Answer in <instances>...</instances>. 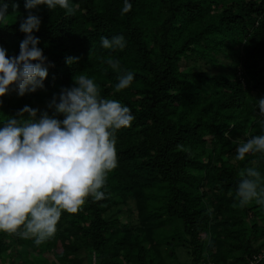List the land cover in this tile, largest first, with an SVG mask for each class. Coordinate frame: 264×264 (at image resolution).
Segmentation results:
<instances>
[{"label":"trees","instance_id":"1","mask_svg":"<svg viewBox=\"0 0 264 264\" xmlns=\"http://www.w3.org/2000/svg\"><path fill=\"white\" fill-rule=\"evenodd\" d=\"M72 2L79 5L72 16L59 6L33 10L41 19L33 35L48 76L34 93L0 98V127L25 105L38 117L54 115L48 105L80 73L93 79L103 98L129 107L135 119L116 133L117 167L105 175V198L89 196L77 213L62 212L55 234L41 245L35 237L0 232V261L1 254L23 247L22 253L57 264H79L83 251L89 264H164L152 237L165 219L182 223L179 243L193 264H248L264 253V206L253 200L241 208L236 197L247 167L261 173L264 186V154L235 160L241 143L264 135L258 108L264 97V0H129L132 9L124 15V0ZM7 3L0 46L12 57L25 39L19 25L28 12L24 0ZM117 35L125 38L123 49L102 47L101 37ZM67 57L79 60L69 65ZM108 57L133 72L128 89L115 90L122 73ZM126 214L135 223H125ZM21 252L16 250L17 264H28Z\"/></svg>","mask_w":264,"mask_h":264},{"label":"clouds","instance_id":"2","mask_svg":"<svg viewBox=\"0 0 264 264\" xmlns=\"http://www.w3.org/2000/svg\"><path fill=\"white\" fill-rule=\"evenodd\" d=\"M24 3L28 15L19 25V31L25 35L19 54L9 57L0 46V98L12 91L19 97L34 93L43 88L47 79V58L38 47V37L33 35L40 30L41 19L33 10L46 6L52 11L59 6L67 16H72L79 7L72 0ZM18 7L13 3L14 11ZM131 9L129 0H124L121 15ZM7 18L8 3L2 0L0 24ZM100 39L104 49L125 47L123 35ZM78 60L67 57L65 63L71 65ZM107 63L122 73L115 90L128 89L134 81L133 72L122 70L119 60L111 57ZM48 107L54 115L45 111L38 117L37 109L25 105L0 127V232L35 237L36 245L55 234L62 212L77 213L89 196L95 201L105 198L100 191L105 175L117 167L116 133L130 127L135 119L129 107L103 98L97 84L83 73L75 74L72 86L61 89L59 97H53ZM258 108L259 116L264 118V97L258 100ZM260 124L264 127V119ZM257 153L264 154V135L241 143L235 160L243 161L246 154ZM240 177L236 188L238 206L243 208L253 200L264 206L261 173L255 167H247L241 170Z\"/></svg>","mask_w":264,"mask_h":264},{"label":"rangeland","instance_id":"3","mask_svg":"<svg viewBox=\"0 0 264 264\" xmlns=\"http://www.w3.org/2000/svg\"><path fill=\"white\" fill-rule=\"evenodd\" d=\"M122 219L125 223L132 222L135 223L133 216L122 215ZM165 219V218H164ZM183 231L182 223L169 221L165 219L164 222H160L158 226L154 228L153 242L159 244L161 257L164 264H193V258L190 251L185 247H182L179 243V232ZM16 250L23 252V247L13 248L6 253L1 254L0 264H17L20 262L16 254ZM32 249H30L31 251ZM264 251V250H263ZM19 255L21 258L28 260V264H57L56 260L46 259L43 256H37L35 253H22ZM80 263L79 264H89L87 260V255L83 251L79 253ZM16 263H15V262Z\"/></svg>","mask_w":264,"mask_h":264},{"label":"built area","instance_id":"4","mask_svg":"<svg viewBox=\"0 0 264 264\" xmlns=\"http://www.w3.org/2000/svg\"><path fill=\"white\" fill-rule=\"evenodd\" d=\"M241 74V72H240ZM262 261H264V253H260L258 255H255L248 264H261ZM208 264H214V263H208Z\"/></svg>","mask_w":264,"mask_h":264}]
</instances>
